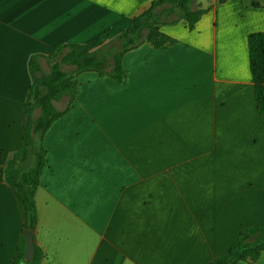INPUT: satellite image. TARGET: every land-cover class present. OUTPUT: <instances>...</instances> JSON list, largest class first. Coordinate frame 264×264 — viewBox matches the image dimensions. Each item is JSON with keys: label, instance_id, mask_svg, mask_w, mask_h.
<instances>
[{"label": "crops", "instance_id": "crops-1", "mask_svg": "<svg viewBox=\"0 0 264 264\" xmlns=\"http://www.w3.org/2000/svg\"><path fill=\"white\" fill-rule=\"evenodd\" d=\"M152 1L0 0V264L23 233L4 169L19 145L30 55L113 37ZM196 4L207 10L192 29L159 27L173 43L123 55L120 84L77 75L71 107L43 138L40 264H208L264 222V114L247 43L264 31V0ZM240 264H264V252Z\"/></svg>", "mask_w": 264, "mask_h": 264}, {"label": "trees", "instance_id": "trees-1", "mask_svg": "<svg viewBox=\"0 0 264 264\" xmlns=\"http://www.w3.org/2000/svg\"><path fill=\"white\" fill-rule=\"evenodd\" d=\"M223 1L217 0L219 3ZM252 5L261 3L252 1ZM206 10L200 8L196 0H153L148 8L133 16L113 37H110V30H105L89 43H60L52 50L30 55L28 71L31 82L22 108L19 145L4 169L5 181L17 191L23 205V231L36 229L35 192L47 162L43 138L52 123L71 107L77 93V75L95 71L120 84L126 75L122 57L127 51L144 43L154 48L173 43L175 40L162 33L159 27L184 20L192 29ZM247 43L255 108L258 114H264V31L250 33ZM42 59L48 70H43ZM62 99H65V107L59 110L54 102ZM24 246L22 233L11 264H40L43 254L38 247L35 246L33 258L26 260ZM263 252L264 222L244 228L234 243L208 264L252 262Z\"/></svg>", "mask_w": 264, "mask_h": 264}, {"label": "water", "instance_id": "water-1", "mask_svg": "<svg viewBox=\"0 0 264 264\" xmlns=\"http://www.w3.org/2000/svg\"><path fill=\"white\" fill-rule=\"evenodd\" d=\"M24 237V258L26 260H30L33 258L35 253V243H34V230L32 229H25L23 231Z\"/></svg>", "mask_w": 264, "mask_h": 264}, {"label": "rangeland", "instance_id": "rangeland-1", "mask_svg": "<svg viewBox=\"0 0 264 264\" xmlns=\"http://www.w3.org/2000/svg\"><path fill=\"white\" fill-rule=\"evenodd\" d=\"M44 68H45V70H48V66L46 64H44Z\"/></svg>", "mask_w": 264, "mask_h": 264}]
</instances>
